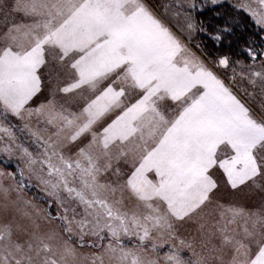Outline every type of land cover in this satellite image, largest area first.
I'll list each match as a JSON object with an SVG mask.
<instances>
[{
	"label": "snow or ice",
	"instance_id": "1",
	"mask_svg": "<svg viewBox=\"0 0 264 264\" xmlns=\"http://www.w3.org/2000/svg\"><path fill=\"white\" fill-rule=\"evenodd\" d=\"M209 6L161 4L177 34L145 0H0V264H264V102L229 86L264 97V0L233 5L260 30L249 64L193 47L232 31L196 23Z\"/></svg>",
	"mask_w": 264,
	"mask_h": 264
},
{
	"label": "rangeland",
	"instance_id": "2",
	"mask_svg": "<svg viewBox=\"0 0 264 264\" xmlns=\"http://www.w3.org/2000/svg\"><path fill=\"white\" fill-rule=\"evenodd\" d=\"M145 2L154 10V11H157V14L158 15H161V17L165 20V22H170L172 28H173V31L176 32L177 34H179V25L181 23H183L182 19H172L171 17H167V16H164L163 15V8L160 7L161 4L163 3H166L167 0H145ZM201 3H203V0H200ZM223 4H226V8L228 10H231V9H234L235 11L237 12H240L241 15H245L246 18L249 20L252 18L245 12H243L242 10H238L236 8L233 7L234 4L240 2V0H222ZM249 3L252 2V0H248ZM211 6H209L210 8ZM207 8V9H209ZM203 14V13H207L206 11V8L203 9L202 11L201 10H198L196 13H195V20H196V23L199 24V20H198V16L197 14ZM212 13V16L214 19L216 20H225L224 22L227 21V24L228 25H236L237 29H239V31L242 33L244 32L245 28L243 27V25L238 22L237 20H235L237 17L235 16V13L232 14L234 16V19L233 17L230 15L225 14V10L224 8L222 9H215L213 10V12L211 11ZM206 19H208L209 17H205ZM11 20H13L14 22H24L23 21V17L20 16V15H14L12 17H10ZM209 20V19H208ZM253 21V20H252ZM254 22V21H253ZM255 24V22H254ZM221 27V26H220ZM206 28V26H205ZM234 28V27H233ZM207 30L209 31H213L214 28H211V29H208L206 28ZM216 29V28H215ZM247 31H246V37H245V41L248 42L247 40L251 41V37H254L256 35L257 32H255V29H253V33H251L249 31V27L247 28ZM3 30V24L0 23V31ZM231 34V33H229ZM196 40H200L201 42L205 43L206 44V40L202 39L201 36H198L197 33L195 35V39L193 40V47L195 45V41ZM231 40V38L229 39ZM228 41V40H227ZM234 41V40H233ZM224 44L223 47L221 48H217L215 50H212L210 48V46H207V48L209 49V51L213 54V55H216V54H228L230 56L231 52L229 51L230 49H227L226 46L229 45V42L228 43H222ZM234 46L237 45L238 43L236 42V40L234 41ZM220 46V45H219ZM238 48L235 49V53L238 54ZM231 58V57H230ZM237 58L239 59H242L244 60L245 64H249L251 63L246 56H243V57H237L236 58H231L232 61H235ZM255 68L257 71L260 70V65L259 63L257 62V64L255 65ZM218 73L221 74L224 78H225V82L226 83H229L228 80H227V77L231 75V72H232V69L231 67H229L227 69V71L225 72V70L223 69H217ZM244 71L246 72L247 71V68L244 69ZM229 86L232 88V91L235 95L238 96V98L241 99V101L243 103L246 104V106H248L252 112H253V115H257L258 116V113L261 112V103L264 102V97L261 96L260 94V87H259V83L257 84V87L253 88L247 80H241L239 77L236 78L235 81L231 82L229 84ZM246 90V91H243V90ZM251 92L253 93L254 95L253 96H248V93ZM46 95V93L44 94ZM44 95H41L39 96L38 98H36V103H39L41 100L44 99ZM35 106V105H33ZM114 118V117H113ZM11 120V122L13 124H17L19 125V121H16L15 118H9ZM107 119V117L105 118ZM110 122V121H109ZM25 143L26 145L31 149L32 148V145L29 144L27 142V139L25 138ZM4 159L3 157H0V170H3L5 172L7 171H14V165L12 163H8V164H5L4 163ZM121 167L124 169L125 173L128 172V169L122 164ZM150 178H154V176H152L150 174ZM218 179H220L221 177L218 175L217 176ZM33 187L28 190L27 192V196L31 199L34 200V202L38 203L39 205L43 206V207H47L48 205L45 203V201H47L49 198L40 190L39 187L35 186V182H33ZM247 191V190H246ZM221 194L223 195L224 199L226 201H232V202H236V203H239V204H242L246 207H259V205L261 204V194L259 192H256V193H253V194H248V195H245V194H240V193H237L235 195H232L230 194V190H227L225 189L224 185L222 184L221 185ZM126 205L130 206V204H128V202L126 201ZM51 211L53 212V214H55V206L53 205ZM0 222H3V218H0ZM181 235H185L186 233L183 232V230H181Z\"/></svg>",
	"mask_w": 264,
	"mask_h": 264
},
{
	"label": "trees",
	"instance_id": "3",
	"mask_svg": "<svg viewBox=\"0 0 264 264\" xmlns=\"http://www.w3.org/2000/svg\"><path fill=\"white\" fill-rule=\"evenodd\" d=\"M225 5L226 4H224V7L217 6L215 9H218V8L219 9H222V8H224L226 16L228 14V15H230V17L232 16L233 19H234V16L232 14L235 13V16L237 17L235 20H237L238 22H240L243 25V27L245 28L244 32L241 33L239 31V29H237L236 25H228V24L226 25L225 22H224L225 20H221L220 19L218 21V20L214 19L213 16H212L211 11L213 12V10H215V9H213L212 7H210V8L209 7H206V11H207L206 14L205 13H203V14L202 13L201 14L199 13V14H197L198 20H199L198 22H199V24L201 22H203V24H204V26H206V28H208V29L214 28V30H215V28H221L222 29L225 26H228L232 31L230 32L231 34H229V33L227 34L228 35V39H225L224 40V43L225 42L228 43L229 42V39L231 38V40H230L231 41V44L230 45H227L226 48L227 49H230L229 50L231 52L230 57L231 58H236L238 54L235 53V49L238 48V51L240 52V49L244 45H246V44L251 45V46H254L256 44H259L260 30L257 28V25L254 24V22L251 19L248 20L245 15H241L240 12H237L234 9L228 10ZM207 8H209V9H207ZM207 16L209 17L208 18L209 20L205 18ZM246 27L247 28L249 27V31L251 33H253V31H254L253 29H255V32H257L254 37H251V41L247 40L248 42L245 41V37H246L245 35H246V31H247ZM197 35L198 36H201L202 39L206 40L207 41L206 42L207 46H210V48L212 50L217 49L216 48V44L214 42H211L202 33L197 32ZM233 40L234 41L236 40V42L238 44L234 46V44H233L234 41ZM223 46H224V44H221L219 46V48H221ZM243 56H245V55H239L238 57H243Z\"/></svg>",
	"mask_w": 264,
	"mask_h": 264
},
{
	"label": "flooded vegetation",
	"instance_id": "4",
	"mask_svg": "<svg viewBox=\"0 0 264 264\" xmlns=\"http://www.w3.org/2000/svg\"><path fill=\"white\" fill-rule=\"evenodd\" d=\"M257 46H258V44L254 45V46H252V47H257ZM216 48H219V46L216 45Z\"/></svg>",
	"mask_w": 264,
	"mask_h": 264
}]
</instances>
